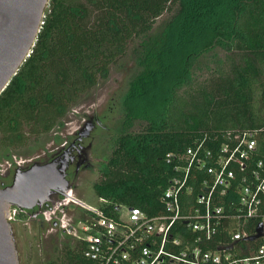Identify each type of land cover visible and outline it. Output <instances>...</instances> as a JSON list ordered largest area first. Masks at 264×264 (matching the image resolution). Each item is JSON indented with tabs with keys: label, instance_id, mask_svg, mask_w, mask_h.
Wrapping results in <instances>:
<instances>
[{
	"label": "trees",
	"instance_id": "1",
	"mask_svg": "<svg viewBox=\"0 0 264 264\" xmlns=\"http://www.w3.org/2000/svg\"><path fill=\"white\" fill-rule=\"evenodd\" d=\"M164 13L170 16L153 39ZM136 40L142 72L122 105L124 126L137 121L139 128L114 138L93 185L97 206L115 217L122 207L163 211L173 174L168 153L204 137L212 149L246 129L260 130L264 147V0H49L32 51L0 93V147L21 150L52 131ZM200 59L211 63L196 74ZM190 197L182 193L181 203ZM258 221H247L249 234ZM83 261L75 243L45 264Z\"/></svg>",
	"mask_w": 264,
	"mask_h": 264
},
{
	"label": "built area",
	"instance_id": "2",
	"mask_svg": "<svg viewBox=\"0 0 264 264\" xmlns=\"http://www.w3.org/2000/svg\"><path fill=\"white\" fill-rule=\"evenodd\" d=\"M259 131H237L212 149L204 137L181 153L166 154L173 174L161 197L162 212L150 215L133 206L115 217L99 206L86 207V216L70 228L73 243L82 246V264H264ZM182 193L191 197L181 203ZM251 219L263 225L253 240L246 237L257 224L251 234L245 228Z\"/></svg>",
	"mask_w": 264,
	"mask_h": 264
},
{
	"label": "rangeland",
	"instance_id": "3",
	"mask_svg": "<svg viewBox=\"0 0 264 264\" xmlns=\"http://www.w3.org/2000/svg\"><path fill=\"white\" fill-rule=\"evenodd\" d=\"M169 16L170 14L164 13L156 20L150 32L151 38L154 39L159 34ZM135 46H138L137 40L129 43L126 55L110 66L107 77L99 79L90 91L70 105L60 123L52 131L40 138H31L28 146L21 150L0 147V182L8 181L7 176L12 174L14 167L41 161L44 155L60 146L64 140L74 139L78 130L91 120L94 127L81 141L84 155L81 164L86 167H81L74 177L78 183L76 192L82 196L81 198L93 206L98 205V198L92 185L102 178L101 167L110 156L114 138L124 129L135 131L139 128L137 121H134L131 127L124 126L122 105L130 80L142 72L138 63L139 50H135ZM213 52L222 54L218 47ZM207 63L209 65L211 62L206 59L198 60L194 66L195 73H204ZM125 209L126 207H122L123 213ZM13 224L21 264H45L55 260L67 246V239L56 241L53 234L44 232L36 236L29 233L25 221L21 223L13 221ZM69 244L74 243L71 241Z\"/></svg>",
	"mask_w": 264,
	"mask_h": 264
},
{
	"label": "water",
	"instance_id": "4",
	"mask_svg": "<svg viewBox=\"0 0 264 264\" xmlns=\"http://www.w3.org/2000/svg\"><path fill=\"white\" fill-rule=\"evenodd\" d=\"M49 0H0V93L29 56L43 23ZM94 127L88 121L78 130L85 137ZM64 161H33L30 166H18L10 184L0 186V264H21L12 214L14 206L29 208L55 194L56 188L67 187ZM258 222L253 240L262 234ZM227 248H231L229 245Z\"/></svg>",
	"mask_w": 264,
	"mask_h": 264
},
{
	"label": "flooded vegetation",
	"instance_id": "5",
	"mask_svg": "<svg viewBox=\"0 0 264 264\" xmlns=\"http://www.w3.org/2000/svg\"><path fill=\"white\" fill-rule=\"evenodd\" d=\"M83 138L77 132L74 139L64 140L60 146L50 150L41 160L42 162L54 161L57 166H60L61 162L64 161V179L67 187L63 189L56 188L55 194L41 202L38 201L32 207L14 206L13 221L17 223L25 221L29 233L38 236L46 232L55 235L56 241L67 239V246L72 245L69 244V242H73V235L70 233L71 225L76 224L81 218L85 217L88 211L86 207L91 205L76 192L78 183L74 177L81 167H86V165L81 164L84 156L81 145ZM31 164H20L18 166L26 168ZM105 165L106 163L102 164L101 173ZM17 167H14L12 174L7 176L8 181L0 182V186L11 183Z\"/></svg>",
	"mask_w": 264,
	"mask_h": 264
}]
</instances>
